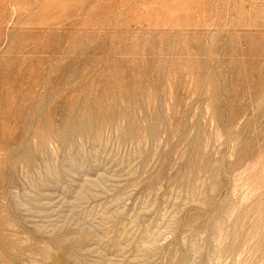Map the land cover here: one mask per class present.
<instances>
[{
	"label": "rangeland",
	"instance_id": "obj_1",
	"mask_svg": "<svg viewBox=\"0 0 264 264\" xmlns=\"http://www.w3.org/2000/svg\"><path fill=\"white\" fill-rule=\"evenodd\" d=\"M0 264H264V0H0Z\"/></svg>",
	"mask_w": 264,
	"mask_h": 264
}]
</instances>
